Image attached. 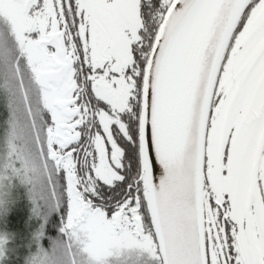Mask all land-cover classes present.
Listing matches in <instances>:
<instances>
[{
    "label": "snow or ice",
    "instance_id": "obj_1",
    "mask_svg": "<svg viewBox=\"0 0 264 264\" xmlns=\"http://www.w3.org/2000/svg\"><path fill=\"white\" fill-rule=\"evenodd\" d=\"M0 264H264V0H0Z\"/></svg>",
    "mask_w": 264,
    "mask_h": 264
}]
</instances>
